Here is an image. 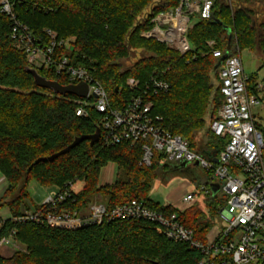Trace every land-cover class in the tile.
Segmentation results:
<instances>
[{
    "label": "trees",
    "instance_id": "obj_1",
    "mask_svg": "<svg viewBox=\"0 0 264 264\" xmlns=\"http://www.w3.org/2000/svg\"><path fill=\"white\" fill-rule=\"evenodd\" d=\"M179 1L25 0L17 6V12L44 41L47 42L45 28L54 30L58 39L67 40L71 50L58 48L59 55L64 52L71 65L88 69L105 87L114 105L132 95L126 85L130 77L143 84L154 72L166 70L164 77L171 87L153 96L155 114L163 117L166 130L188 140L193 151L214 159L227 142L217 137L210 126L223 96L220 80L215 84L220 60L210 53L207 42L216 40L217 48L232 51L230 28L238 38L240 52L264 50V36L257 45L253 13L245 6L251 0H235L233 6L228 0H214L213 17L198 18L190 28L192 51L185 55L156 39L142 36L153 27L154 17L174 10ZM11 32L9 17L0 11V172L9 183L4 197L9 200H0V210L8 207L12 215L8 219L0 216V237L15 229L16 242L26 243L29 250L17 253L12 259L17 264H51L50 259L55 263L60 259L61 264H67L65 261L68 264H199L202 258L199 251L169 240L155 223L147 220H105L75 229L14 221L24 212L20 210L24 199L32 200L28 190L32 180L61 191L69 183L78 184L67 203L72 210H89L93 198L99 194L106 197L103 204L108 210L139 200L156 210L176 212L181 223L201 240L206 239L224 200L208 193L181 210L152 199V182L161 168L171 164L163 163L157 155L151 167L141 166L140 143L105 146L99 140L91 146L90 140H84L54 161L35 163L66 148L76 137L95 133L101 116L94 108L88 109L87 116H79L76 113L79 97L56 95L37 86L26 70L33 66ZM138 48L143 51V57L124 70L121 61ZM37 70L63 85L71 83L54 67ZM257 85L258 72H255L249 76V93H257ZM209 106H213L210 112ZM257 126L264 136V127L259 123ZM202 131L205 136L198 142L197 135ZM197 144L204 147L197 149ZM111 162L122 170V175L111 184L101 185V171ZM171 166L175 170L189 167ZM32 204L33 210L44 207V204ZM7 262L0 255V264Z\"/></svg>",
    "mask_w": 264,
    "mask_h": 264
},
{
    "label": "built area",
    "instance_id": "obj_2",
    "mask_svg": "<svg viewBox=\"0 0 264 264\" xmlns=\"http://www.w3.org/2000/svg\"><path fill=\"white\" fill-rule=\"evenodd\" d=\"M24 1L0 0V11L11 21L13 40L33 67H54L71 83L84 81L90 85L88 97L78 99L76 113L87 116L89 108L100 113L98 127L102 144L140 143L143 151L141 166L151 167L157 155L162 157L163 163L175 166L196 164L207 180L200 182L197 192L187 194L183 202L194 203L204 194H213L211 184L216 183L219 185L216 195L223 198L224 204L204 240L196 238L193 231L181 223L176 212L156 210L139 200L112 210L103 203L91 205L87 213L72 210L67 203L72 192L79 188L78 184L72 183L63 191L52 189L44 207L24 211L14 221L75 229L101 224L105 220H147L155 223L169 240L199 251L202 254L199 264H264V136L254 112L256 107H264V84L258 82L257 93H249V75L240 54L223 52L217 48L216 40L207 42L210 53L217 60L227 55L217 68L223 103L210 125L213 133L227 143L218 156L209 159L193 151L188 140L166 130L163 117L154 112L153 96L171 87L164 77L166 70L154 72L143 84L130 77L126 85L132 95L121 98L114 105L105 87L88 69L71 65L64 52L59 55L58 48L71 50L67 40L58 39L54 30L45 28L46 42L18 17L17 6ZM213 5L214 0H180L174 10L154 17L153 27L142 36L156 39L185 55L192 51L188 37L190 28L198 18H212ZM15 235L14 229L9 235L0 237V247L17 246Z\"/></svg>",
    "mask_w": 264,
    "mask_h": 264
},
{
    "label": "rangeland",
    "instance_id": "obj_3",
    "mask_svg": "<svg viewBox=\"0 0 264 264\" xmlns=\"http://www.w3.org/2000/svg\"><path fill=\"white\" fill-rule=\"evenodd\" d=\"M231 1V0H228ZM235 1V0H232ZM250 3H245V5H248ZM237 48L234 46L232 47V51H236ZM143 51L141 48H138L136 51H134L131 56L127 59H123L121 62L123 64V69H129L131 68L136 62H138L143 57ZM241 59L243 61L244 69L246 73L251 76L255 72H258V82L264 84V50L259 49H243L240 52ZM219 81V75L217 73V77L215 78V84L218 85ZM209 112L212 110L213 106H209ZM254 112L256 113V119L257 122L264 127V107H256L254 109ZM209 117V113L208 116ZM205 136V131L200 132L197 135V141L200 142L203 137ZM204 147L203 144H197V149H202ZM112 163V162H111ZM115 164V163H114ZM117 166V165H116ZM118 168V166H117ZM122 175V170L118 169V176ZM1 181L3 180V195L0 197V200H3L4 202L9 200V198H4L5 193L9 187V183L7 178L4 174L1 176ZM117 179V178H116ZM205 173L200 168L196 167H187L180 170H175L174 166L168 165L165 168H161L157 174V178L152 182L153 186L150 192V196L155 201L160 202L161 204H172L178 209H185L188 206H190L192 203H185L183 202V198L189 194L197 192L198 186L200 182L205 181ZM79 186V185H78ZM28 190L31 194V198L33 202L36 205H42L45 200L50 196L51 189L44 186L43 184L32 180L29 183ZM50 190V191H49ZM106 197L103 195H96V197L93 198V204L97 203H103L105 201ZM32 200L27 197L24 199L23 204H21L20 210L26 211L27 209L33 210L34 205L32 204ZM224 203H222L221 206H223ZM90 205V206H91ZM89 206V208H90ZM2 213L9 212L10 209L8 207L2 208ZM88 210L84 211V213H87ZM218 216V214H217ZM39 242V241H38ZM39 253H42L41 245L38 246ZM27 253L28 245L26 243L17 242V246L9 245L8 247H0V255L3 256L8 260L7 263L4 264H17L15 262L14 258L17 253ZM43 257V255H42ZM53 260H49V262L52 264H61L60 259L59 261L52 262ZM67 264L69 261H65Z\"/></svg>",
    "mask_w": 264,
    "mask_h": 264
},
{
    "label": "water",
    "instance_id": "obj_4",
    "mask_svg": "<svg viewBox=\"0 0 264 264\" xmlns=\"http://www.w3.org/2000/svg\"><path fill=\"white\" fill-rule=\"evenodd\" d=\"M215 22H218V20H215ZM228 29L230 31V28H228ZM226 57H227V55L224 56V58H226ZM222 60H220L219 63L216 65V69L222 64ZM26 70H27V72H29L34 77V81H35V84L37 86H39L40 88L48 89L56 95H58V94L59 95L70 94V95L77 96L79 98H87L88 97V94L90 91V85L87 82L83 81V82H79L77 84L70 83L67 85H63L60 82H58L57 80H51V79H48L47 77L41 75L39 73V71L37 70V68H35V67H27ZM100 136H101V130L98 127L96 129L95 133H93L91 135L78 136L66 148L62 149L61 151H59L57 153H54L53 155L49 156L48 158L47 157L39 158L38 160H36L35 163H38L39 161H47V160L54 161L56 158L60 157L61 155L68 153L71 149L76 147L78 144H80L84 140H90L91 146H93L95 143H97L100 140ZM182 165H185V164H182ZM211 188H212L213 194L216 195L217 192L219 191V185L216 183H213V184H211Z\"/></svg>",
    "mask_w": 264,
    "mask_h": 264
},
{
    "label": "flooded vegetation",
    "instance_id": "obj_5",
    "mask_svg": "<svg viewBox=\"0 0 264 264\" xmlns=\"http://www.w3.org/2000/svg\"><path fill=\"white\" fill-rule=\"evenodd\" d=\"M230 5H235L234 1H228ZM251 9L253 13L252 26L256 31V41L257 45L260 44V38L264 36V0H251L250 4L245 5ZM229 33V42L231 46L237 48L236 52L240 54L238 50V38L235 33L228 31Z\"/></svg>",
    "mask_w": 264,
    "mask_h": 264
},
{
    "label": "crops",
    "instance_id": "obj_6",
    "mask_svg": "<svg viewBox=\"0 0 264 264\" xmlns=\"http://www.w3.org/2000/svg\"><path fill=\"white\" fill-rule=\"evenodd\" d=\"M189 167L199 168L196 164L195 165H191ZM117 174H118V168H117L116 164L109 163L101 171V174H100V184L101 185H105V184H111V183H113L116 180V178H117ZM1 176H2V173L0 172V197L3 195V188H2L3 180L1 181V179H2ZM50 189L52 190L54 188H50ZM0 216L3 219H8L12 215H11V212L10 211L9 212L2 213V210H0Z\"/></svg>",
    "mask_w": 264,
    "mask_h": 264
}]
</instances>
